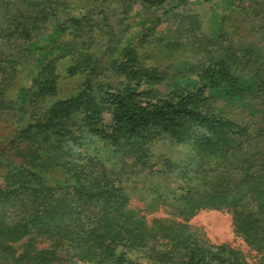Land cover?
Listing matches in <instances>:
<instances>
[{
	"label": "trees",
	"instance_id": "1",
	"mask_svg": "<svg viewBox=\"0 0 264 264\" xmlns=\"http://www.w3.org/2000/svg\"><path fill=\"white\" fill-rule=\"evenodd\" d=\"M190 2L0 0V264H264V0Z\"/></svg>",
	"mask_w": 264,
	"mask_h": 264
},
{
	"label": "rangeland",
	"instance_id": "2",
	"mask_svg": "<svg viewBox=\"0 0 264 264\" xmlns=\"http://www.w3.org/2000/svg\"><path fill=\"white\" fill-rule=\"evenodd\" d=\"M190 5L195 8L199 13L204 15V17L208 20L210 17L209 5L208 3H197V0H191ZM255 22L245 21L242 22V36L244 38L245 43H258L260 41V34L254 28ZM179 58V57H178ZM177 58V59H178ZM153 62L156 64H160L161 66H165V64H169L171 62V58L169 56H165V54L161 52H156L153 56ZM183 56L177 63H172V68L175 70V65H180L183 61ZM171 68V70H172ZM83 76L81 77H67L63 71V77L60 79L61 86V95H69L76 92L79 87H81L83 83ZM118 79H115L111 72H106L105 76H99V78L95 79V82L98 84H106V83H115ZM161 91H166L168 87L163 85L158 87ZM160 149L167 156L171 157L174 160H181L185 158L188 154V149L182 145L177 144H160ZM158 168V167H157ZM147 171H142L138 177H136V181L138 187L141 189L140 192H137L138 203L143 206L145 205V199H143L142 195L145 197L147 191L152 190L153 186L156 183H159L160 180L157 177L147 175ZM172 181V180H171ZM155 183V184H154ZM154 184V185H153ZM172 185H176V182L173 181ZM142 191L144 193H142ZM142 193V194H141ZM140 194V195H139ZM141 196V197H139ZM137 198V197H135ZM137 199V200H138ZM164 210V208L162 209ZM231 216L225 212L215 211V210H205L195 216L191 225L194 229H202L206 236L214 243H228L232 246L243 248L245 251L249 252V249L243 244L242 240L235 235L232 228Z\"/></svg>",
	"mask_w": 264,
	"mask_h": 264
}]
</instances>
